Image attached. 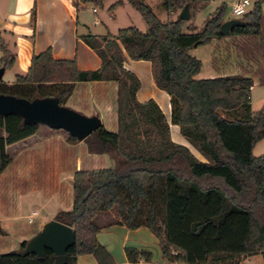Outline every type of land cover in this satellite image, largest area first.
Wrapping results in <instances>:
<instances>
[{
  "label": "trees",
  "instance_id": "obj_1",
  "mask_svg": "<svg viewBox=\"0 0 264 264\" xmlns=\"http://www.w3.org/2000/svg\"><path fill=\"white\" fill-rule=\"evenodd\" d=\"M104 0H75L102 5ZM135 5L145 30L131 26L116 34H87L83 41L99 56L94 70H79L75 60H56L50 50L34 55L25 75L11 84L0 80V95L27 100L51 98L61 105L76 82L116 83L117 128L102 125L83 140L93 153H107L114 166L79 169L72 176V206L54 219L73 229L74 242L65 264H77L81 254L93 255L98 264L112 262L98 242L96 217L113 207L116 224L128 229L146 227L159 241L162 257L170 264H240V256L260 253L264 261V154L253 155L264 138V104L250 106L253 81L242 73L197 79L201 61L190 49L223 38L219 26L226 6L221 4L199 31L182 32L183 20L162 21L143 0ZM195 0H162L167 12L182 9ZM136 2V3H135ZM118 0L109 9L122 4ZM192 16V13H191ZM229 36L253 38L243 48L264 52V12L261 1L240 17ZM0 67H11L14 56L1 43ZM124 52L132 60L151 62L156 87L170 97L171 123L205 161L170 138L169 125L157 105L139 102L138 77L123 66ZM264 60V55H261ZM228 113H234L228 118ZM224 114V115H223ZM39 122H26L17 114H0V173L11 163L6 146L33 135ZM70 141H77L68 134ZM0 253V264H53L51 250L38 257ZM131 262L148 259L149 253L126 249Z\"/></svg>",
  "mask_w": 264,
  "mask_h": 264
},
{
  "label": "crops",
  "instance_id": "obj_2",
  "mask_svg": "<svg viewBox=\"0 0 264 264\" xmlns=\"http://www.w3.org/2000/svg\"><path fill=\"white\" fill-rule=\"evenodd\" d=\"M236 1L234 0L233 4ZM254 1L250 0L251 5L248 10L252 8ZM260 1L264 12V0ZM212 3L214 6L217 4L216 8L224 4L227 9L226 0H210V4ZM87 5L82 4L77 7L72 0H0V44L2 43L14 56L13 64L4 69L1 80L3 81L6 71H9L11 72L10 81L3 82L13 83L16 76L27 73L34 55L47 50H50L52 57L56 60H75L79 70L97 69L101 60L83 41L82 36L87 34L102 36L110 32L92 31L85 23L80 26L79 9ZM229 18L231 17L225 13L223 21ZM145 29L143 27L140 30ZM231 40L213 38L208 44L203 45L213 47L209 56H205L210 64L207 71H203V58L192 55V49L189 50L192 56L201 61L200 72L195 75V78L204 79L237 73L251 77L253 81L250 91L251 109L258 110L264 104V62L263 58H260L261 50L257 53L254 48L248 49L249 47L241 46L252 45L255 42L253 38L236 36ZM223 48L235 53V58L227 66L219 67L216 54ZM1 57L2 52L0 64ZM123 66L134 73L140 81L136 99L139 102L152 99L163 112L169 125L171 140L186 146L198 160L205 161L201 155L203 159L195 155L186 143L172 139L170 97L165 91L156 87L152 78L151 62L132 60L124 52ZM76 86H82L85 90L84 96L89 102L87 115H98L101 121L107 117L110 124L112 123L113 126L115 124L117 128L116 83L113 81L76 82L72 94ZM252 101L255 102L253 107ZM176 126L178 136L188 142L180 134L178 125ZM263 141L264 138L254 146L252 152L260 148L263 155L264 145H260ZM43 149L48 155L44 158L38 152ZM5 151L11 158V163H14L21 155L27 156L21 161L24 167L21 169V174L11 179L12 189L0 192V240L7 239L13 243L12 245L16 244L17 248L20 243L35 235L45 222L54 219L58 212L71 209L72 197L68 198V194L72 192V171L76 167L86 163L87 167H90L86 168L87 170L101 169L107 165L114 166V160L107 153L90 152L85 142L70 141L63 131L50 129L45 125H40L33 135L7 145ZM62 152L64 155H72L75 159V168L70 171L72 173L63 178L59 176L57 170H51L52 176L50 177L49 174L45 176L43 166L45 164L59 165ZM78 152H80L79 156ZM77 160L79 163H76ZM117 220H119L117 209L113 208L96 217V223L99 226L96 238L111 255L112 262L109 264H170L162 257L158 239L146 227L128 229L124 225L116 224ZM126 249L146 251L149 253L148 259L139 256L135 262H131ZM239 259L240 264H264L260 253L240 256ZM76 262L77 264H98L91 254L78 255Z\"/></svg>",
  "mask_w": 264,
  "mask_h": 264
},
{
  "label": "rangeland",
  "instance_id": "obj_3",
  "mask_svg": "<svg viewBox=\"0 0 264 264\" xmlns=\"http://www.w3.org/2000/svg\"><path fill=\"white\" fill-rule=\"evenodd\" d=\"M72 1L75 4V0H72ZM117 1L118 0H104L102 5L96 6V5L88 4L86 7L80 8L79 9V24H80V26L82 23H85V24H87V26L92 31H96V32H108L109 31L112 34H116L119 29L131 27V26H134V27H137L140 29L145 27V23H144L143 19L141 18V15L139 14L138 10L135 8V5L130 4L127 0H122L123 1L122 4L117 5L114 9L110 10L109 7L113 4H115ZM233 1L234 0H226V3H227L226 15L231 17V18L234 17V15L232 13V9H231L232 5H233ZM143 2L148 4L152 8L153 12L162 21L173 20V19L177 18L178 13L181 10V9H178V10L173 11V12H167L161 6L162 0H143ZM80 6H82V4H80L79 7ZM216 6H217V4L215 6L213 5V3L210 4V0H195L193 2V4L191 5V9H190L192 16H191L190 20L183 22V25L181 28L182 32H187V31L193 32V31L201 30L202 27L204 26L205 22L207 21V19L215 12L214 9L216 8ZM92 7H94L96 9V12L91 11ZM211 7H213V8L211 9ZM208 12H211V13L208 14ZM223 38L227 39V41H232L231 36H225ZM212 48L213 47H210L207 45L206 46L200 45V46L196 47L195 49L191 50L192 55L199 57V58H203V61H204L203 71H207L209 69L210 64L207 61L205 56L206 55L209 56L211 50L213 51ZM0 55H1V52H0ZM261 55H264V52H263V54L261 53ZM217 56H218L217 64L219 63V67L220 66L225 67L230 62H232V60L235 58V53H233L231 50L223 48L222 50H220V52L217 51L216 57ZM263 62H264V60H263ZM10 73L11 72L6 71V73L3 77V81H10V79H9V78H11ZM84 93H85V90H84V88H82V86H76L74 89V93L71 95L70 99H67V101L65 102V106L75 110L76 112L87 115V112L89 111V102L85 98ZM250 106H251V104H250ZM253 106H255L254 101H252V107ZM233 114L234 113H228V118H233ZM102 123H103L102 125H104L105 129H107L109 131H115L116 130L115 124H114V126L112 125V123L110 124L107 117H105L103 119ZM176 129H177V126L172 124L171 125L172 139L176 142L186 143L195 155H197L198 157L203 159L199 155V153L197 151H195L194 148H192V146L188 142H186L185 140H183L181 137L178 136ZM61 131H63V134H65V136L68 137V133H66L64 130H61ZM75 142H78V141H75ZM260 145H264V141L261 142ZM81 146L83 147V149H85L83 144H81ZM38 152L41 153L42 158L48 156L45 149L40 150ZM42 152H43V154H42ZM261 152H262L261 149L257 148L253 152V155L254 156L261 155L262 154ZM63 153L64 152H62V154L60 155L59 165L52 166L51 164L50 165L45 164L43 166V168L46 172V173H44L45 176L47 174L50 175L52 172L51 170H57V172L59 173V176L61 175L63 178H65V177H67V175H70V173H72V172L74 173V170H76V169L79 170V169L90 168V167H87L88 166L87 163H86V165L78 166L75 168V166H74L75 159L73 158V156L70 154L64 155ZM79 155H80V152H78V156ZM26 157H24V155H21L20 157L17 158V160L14 163L9 164L6 167V169L0 173V174H2V175H0V192L1 191L5 192L6 190L8 191L9 189H12L11 179L15 178L17 175L21 174V169H24L21 161H22V159H24ZM76 163H79V160H77ZM109 167H113V166L107 165L104 168H109ZM70 171H72V172H70ZM51 176L52 175H50V177ZM72 176H73V174H72ZM45 182L43 183L44 185H45ZM69 196L72 197V192H70V194H68V198H69ZM113 209H116V208L113 207ZM1 244H3V245H2V247L0 246V253L9 252L12 249L14 250L15 248H17L16 244L12 245L13 243L8 241L7 239L2 240V241L0 240V245Z\"/></svg>",
  "mask_w": 264,
  "mask_h": 264
},
{
  "label": "water",
  "instance_id": "obj_4",
  "mask_svg": "<svg viewBox=\"0 0 264 264\" xmlns=\"http://www.w3.org/2000/svg\"><path fill=\"white\" fill-rule=\"evenodd\" d=\"M178 18L188 21L191 18L190 3L187 2L178 13ZM245 22L240 18H229L219 26L222 36H229L234 26H243ZM4 68L0 67V80ZM0 114H17L26 122H39L54 130H64L77 141H83L102 126L98 115H84L61 105L51 98L27 100L11 95H0ZM74 242L73 229L55 219L45 222L41 229L27 240L23 249L17 253L20 256L35 254L45 255V251L53 252V264L66 263V251Z\"/></svg>",
  "mask_w": 264,
  "mask_h": 264
},
{
  "label": "built area",
  "instance_id": "obj_5",
  "mask_svg": "<svg viewBox=\"0 0 264 264\" xmlns=\"http://www.w3.org/2000/svg\"><path fill=\"white\" fill-rule=\"evenodd\" d=\"M251 3L250 0H237L233 5H232V13L235 18H240L243 14H245ZM92 11L95 12L96 9L93 7ZM35 214V212H33Z\"/></svg>",
  "mask_w": 264,
  "mask_h": 264
}]
</instances>
